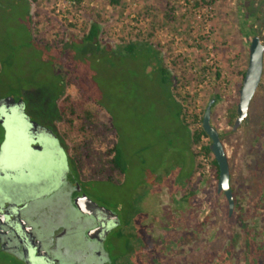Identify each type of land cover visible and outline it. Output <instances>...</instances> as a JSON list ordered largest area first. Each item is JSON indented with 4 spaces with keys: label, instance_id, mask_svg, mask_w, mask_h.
Wrapping results in <instances>:
<instances>
[{
    "label": "rangeland",
    "instance_id": "374dc122",
    "mask_svg": "<svg viewBox=\"0 0 264 264\" xmlns=\"http://www.w3.org/2000/svg\"><path fill=\"white\" fill-rule=\"evenodd\" d=\"M26 1L27 13L22 4L11 3L8 7L7 0H0V97L21 96L32 118L65 135L71 155L84 139L90 140L89 151L93 155L108 150L116 141L124 166L121 173L109 178L93 172L91 167L95 163L76 164L82 170L77 174L64 164L56 167L61 175L55 174L53 181L47 183L45 178L53 170L51 161L59 163L62 155L52 157L48 152L42 156L37 153L42 150L22 136L15 152V146L10 148L9 142L11 127L0 123V171L10 167V161L11 167L17 169L22 165L35 168L24 179L16 174L20 179L11 178V183L1 178L0 192L6 191L10 198L14 195V202L19 205L25 202L28 208L43 209L58 201L52 192L63 183V171L67 168L65 174L70 171V176L75 173L83 179L91 178L87 183L77 182V190L80 187L89 198L130 222L146 207L144 201L148 196L149 204L154 203L152 193L161 190L157 211L165 216V223L174 222V226L167 230L159 222V230L154 227L153 232L146 230L150 235L143 233L144 248L151 247L152 238L160 243L154 253L152 249L144 252L149 259L145 264L150 260L154 264H264V199L257 197L259 187L264 191V68L248 118L222 138L236 202L229 215L227 199L217 191L219 177L212 167V156L200 149L209 139L202 136L195 146L191 142L183 123L173 115L160 73L152 72L151 65L145 69L142 61H132L125 52L116 53L114 59L109 58V53L90 57L91 53L83 55L69 45L73 40L81 43L94 22L100 26L99 44L110 46L114 52L132 41L152 44L161 64L171 72L172 95L179 101L187 99L183 100L184 116L190 129L200 127L208 102L215 98L211 121L223 133L228 108L237 107L239 102L251 39L257 34L264 44V0ZM32 38H36L34 42ZM47 44L65 49L59 55L61 63L57 67L58 72L68 71L60 99L56 95L61 80L54 72L53 55ZM73 57L75 60L70 61ZM88 86L98 102L86 99L84 90ZM67 95L81 107L78 112L84 107L98 110L97 123L103 121L112 128L105 138L96 135L101 132V125L92 134L84 131L76 114L68 115L74 119L73 125L66 124L67 116L56 112V103L63 105ZM61 116L62 121L58 122ZM54 119L56 126L52 124ZM193 149L198 151L196 157L192 155ZM204 153L206 163L201 158ZM188 160L193 171L188 176L184 172L181 179L180 165L188 164ZM165 183L168 186L161 188ZM184 184L186 188L182 187ZM185 193L190 201L184 205L171 201L172 196L180 198ZM126 242L128 236L117 244L120 253L127 252ZM230 243L234 250L225 259L224 251ZM1 254L14 258L9 252L3 253L2 248Z\"/></svg>",
    "mask_w": 264,
    "mask_h": 264
},
{
    "label": "flooded vegetation",
    "instance_id": "af4514ba",
    "mask_svg": "<svg viewBox=\"0 0 264 264\" xmlns=\"http://www.w3.org/2000/svg\"><path fill=\"white\" fill-rule=\"evenodd\" d=\"M11 3H13L15 6H20L22 4V1L7 0L8 7H11ZM107 49V51H109V58L114 59L115 57L113 56H116V52L112 51L113 49L110 46L107 47ZM25 111L27 113V105L25 106ZM30 118L43 126H49L48 128L52 130L54 137L49 134L42 136L39 139H36L35 136H31L29 139H27V142L35 145L38 150H42L40 151V153L39 151H37L38 154H43L44 152L42 156H45L49 152L52 157L54 155L58 157L61 154L63 158L61 159L62 162L60 160L59 163L55 162L54 159L51 161L53 172L50 177L45 178L47 180L46 182L49 183V181H53L51 179L52 177L54 178L55 174L59 176L61 175L62 171L60 170V168L58 169V171H56V167H60L61 165L66 164L64 161L65 156H67L68 160V164H66L67 168L70 167L71 170H75L76 174L80 172V167H77L78 165L76 166L73 159L71 158V153L69 152V147L65 135L60 133L59 131H54L53 128L45 122H40L32 118L31 116ZM61 119L62 116L58 119V122L62 121ZM9 142L10 148L13 144V147L15 146V152L18 151V146L16 144L17 141L14 139L12 142L11 135ZM34 153H36V151L33 152V154ZM9 166L10 167L6 168H8L10 173H8L9 175L7 174V177L3 178H7L10 183L11 171H14L13 173L15 174V178L20 179L19 176L16 175L20 174V176H22L21 179H24L30 176L28 172L31 171V169H35L31 167L29 169L24 165L20 166V169H17L16 167H14V165H12L13 167H11V161L9 163ZM67 168H65V170L63 171V175L65 176L64 182L61 185L57 184V190L52 192L55 193V197L58 201L40 210L31 207L28 208V206H24L20 209L21 217L26 222V225L29 227L31 232H33V234L35 235L36 241L40 245L42 253L44 252L48 257H51L50 260H46L45 264L147 263L149 259H146V254H144V252H148V249H152V252L154 253V248L158 249L160 243L158 240L157 242L155 240L153 242V238H148L149 240L151 239L150 241L152 245L151 247L144 248L142 245L144 235L143 233L148 236L150 235V232H147V229L150 228V230H152L153 232V228L156 227L158 228L156 230H159L160 224H157L159 222H161L164 226V229L167 230L169 228H173L174 226V222L165 223V216L163 217V215H160L157 211V206L159 205V201L161 200V190H159L155 195L152 193L151 198L155 199L154 203L150 202L149 204L150 197L148 196V198L144 201V206L146 207H142L141 213L132 216L130 218V222H128L127 218H125L126 220L123 219L120 213H116L112 209L89 198V196L86 195L85 191L80 187L78 188L79 190H77V182L87 183L90 182L89 180L91 178L83 179L75 173L70 176V171L65 174ZM55 182L57 183V180H55ZM47 183L45 187H47ZM163 187L165 188L166 186L162 185L161 188ZM182 187L186 188L187 185L184 184ZM171 199V201L173 202L177 201L179 205H184L185 202L187 203L190 201L188 200L190 199V197L186 196V193L183 194L180 198H177L174 195ZM153 204L155 208L152 206ZM148 205H151L150 209ZM96 206L98 209L96 208ZM235 207L236 202L234 203V208ZM93 210H95V212H93ZM154 210L156 211L152 213V211ZM124 236H128V244L126 242L127 252L120 253L117 248V244L122 242ZM171 246H174V243ZM0 248L11 253V255H13L14 257L25 258L26 256L23 245L21 244V240L14 227L11 225H7L1 215ZM165 248L166 247H163V250ZM112 255H115V259L112 258ZM153 257L158 259L157 255L155 257L153 254ZM138 261L140 263H138ZM149 262L151 264H154L153 260H150Z\"/></svg>",
    "mask_w": 264,
    "mask_h": 264
},
{
    "label": "trees",
    "instance_id": "16d2710c",
    "mask_svg": "<svg viewBox=\"0 0 264 264\" xmlns=\"http://www.w3.org/2000/svg\"><path fill=\"white\" fill-rule=\"evenodd\" d=\"M36 1V0H35ZM114 3H118L119 0H113ZM22 5L24 6V10L27 13L28 12V5H27V1L26 0H22ZM30 21H32V19L30 18ZM100 32V26L98 23L94 22L92 23L89 32L85 35L84 39L81 41V43H78L76 41L78 40H73V43L69 45L75 49L76 51H81V53L83 55L91 53L92 55L90 57H99V56H103L102 53H108V49L105 47H102L99 44V40H98V35ZM31 35V32H30ZM36 38H32V42H34L33 40H35ZM39 45V44H38ZM46 48L48 49V51L53 55V57L51 58L52 61V66L54 68V72L57 73V75L60 77L61 80V89L57 92V99H60L63 95H64V91H65V80H66V75L68 74V71L66 73H64L63 71L58 72L57 71V67L60 65V60H59V55L62 54V52H64V48L59 47L57 45H45ZM71 48V49H72ZM157 49H155L153 47L152 44L150 43H140L139 41H132L129 42L128 44L123 46V49H118L117 51H115L116 53L119 52H125L126 54H130L131 55V59L132 61H142L141 62V66H143L145 69L147 66L151 65L152 67V72L157 71L158 73H160L161 81L164 84V89L165 91L169 94L171 102H170V106L174 108L173 111V115H175V117H177L184 125V128H186V130L188 131L192 143L195 145H199L198 143H200V140L202 138V136H206L209 139V142L206 143L205 145L202 146L203 151L210 154L212 156V160H211V164L212 167L215 169L216 171V176L219 177V166L218 163L214 157L213 152L210 149V144H211V138L208 136V134L204 131L203 127H202V118L203 116L200 118V122L201 125L198 129L195 130H191L190 129V125L186 122V117L184 116V101H186V97H183L182 101H178L177 99H175V97L172 95V90H171V85L173 82V78L171 75L170 70L166 67L163 66L161 63V57H159V55L157 54ZM76 51H75V55L74 57L76 58ZM73 57V59H70V61L75 60ZM138 61V62H139ZM155 62V63H154ZM140 63V62H139ZM138 63V66H140V64ZM70 70V69H69ZM246 70L242 71V76L244 77ZM219 75V73H217V76ZM79 76H81V74H79ZM135 80V78H134ZM241 87V85H240ZM88 90H84L85 94L87 95L86 99H91L95 102H98V97H95L94 95H92V93L89 92V90L91 91V87H87ZM98 96V94H97ZM216 96V95H215ZM100 98V97H99ZM219 98V96L217 95V99ZM184 100V101H183ZM81 109V107L77 106V103H75L71 97L69 95H67L64 99V103L63 105L56 103V112L59 114L60 112H63V116L65 114V117L67 116V118L65 119V121L67 122L66 124H68V126L73 125L74 123V119L73 118H68V115H78L80 121H81V125H82V129L84 131H86L87 133H91L92 131L96 129L97 126L101 125V132H96V135H102L103 138H105V136H107V130H112L111 127H109L105 122L100 121V123H97L98 120V110L96 109L95 111H90L87 107H84L83 112H78V109ZM66 114V112H68ZM238 115L237 112V107L235 105H231V107L228 108V115H227V119H226V125L227 127H224V132L221 133V138L225 137V135L231 133L233 131V125L235 122V119ZM62 116V117H63ZM195 117L197 118V115H195ZM52 119V118H50ZM48 118V120H50ZM56 119H54L52 121V124L54 126H56L55 124ZM94 125V127H93ZM215 126L218 128L219 126L217 124H215ZM229 126V127H228ZM54 131H57L56 128H53ZM85 142H81L78 145L75 146V149L72 152L71 158L73 159L74 163L77 165H81L83 166V163H85L86 161H88V163L91 165L92 163H95V167H91V169L93 170V172H95L98 177H100L101 175L105 176L107 175L109 178L112 177L113 174L115 173H121L122 172V168L124 166L123 164V159L121 157V152L118 149V145L117 142L114 141V145L112 147H110L108 150L103 151L102 153H97V154H91V152L89 151L90 149V140L89 139H84ZM89 143V144H88ZM192 155L194 157H196L198 155V151H196L195 149L192 150ZM85 161V162H84ZM245 181V180H244ZM194 194V192L191 193V196ZM258 198L260 199H264V191L262 187L258 188ZM238 206V205H237ZM243 224L246 226V223L243 222ZM248 231V229H247ZM249 232V231H248ZM251 236V235H250ZM254 236V235H253ZM252 236V237H253ZM254 238V237H253ZM260 247V245H259ZM234 250V244L230 243L226 249H225V259L226 257L228 258V256L233 252ZM3 253L7 252L5 250H3ZM13 257V255H12ZM25 258L22 257H14L12 259H8L6 258L5 254L4 255H0V264H28L25 261Z\"/></svg>",
    "mask_w": 264,
    "mask_h": 264
},
{
    "label": "water",
    "instance_id": "95a60500",
    "mask_svg": "<svg viewBox=\"0 0 264 264\" xmlns=\"http://www.w3.org/2000/svg\"><path fill=\"white\" fill-rule=\"evenodd\" d=\"M263 68L264 44L261 41V37L256 34L252 37L250 42L249 63L240 89V98L237 105L238 115L235 119L232 128L233 130H236L248 118L250 102L261 80ZM214 103L215 98L210 99L208 102L202 118V127L211 138L210 149L213 152L219 166L217 191L224 193L228 201L229 214H231L233 212L235 201L230 182L231 170L229 156L221 138L220 131L211 121L212 107ZM25 106V101L21 97H14L12 95L0 97V123L4 127H7V125L11 127V134H9L11 135L12 142L14 139L17 142H20V136L26 137V141L31 136H35L36 139H39L47 134L54 137L51 129L30 118L25 111ZM64 161L68 164L67 156H65ZM13 172L14 171H11V178L15 177ZM8 173H10V171L8 168L4 167L3 170L0 171V178L5 177ZM0 193V215L4 222L7 225L13 226L17 232L25 250L26 262L28 264H45L46 260H50L51 257H48L44 252L42 253L41 247L37 243L35 235L26 225V222L20 214V209L25 205V202L20 203L19 205L14 202V199L16 198L14 195L13 198L12 196L10 198L9 193L7 195L6 191L2 190ZM93 212H95V210H93Z\"/></svg>",
    "mask_w": 264,
    "mask_h": 264
},
{
    "label": "crops",
    "instance_id": "0c3cea01",
    "mask_svg": "<svg viewBox=\"0 0 264 264\" xmlns=\"http://www.w3.org/2000/svg\"><path fill=\"white\" fill-rule=\"evenodd\" d=\"M176 99V98H175ZM178 100V99H177ZM179 101V100H178ZM190 139H191V137H190ZM192 142V141H191ZM181 157V156H180ZM177 158H179V157H177ZM182 158V157H181ZM178 163V162H177ZM179 164V163H178ZM186 165V166H185ZM191 166V163H190V160H188V164H187V162H186V164H184V166H183V164L182 165H180V167H182L181 169H182V173H181V176L179 177V178H183V176H184V172H188V174L186 175V176H188V175H190V173H191V171H193V167H190ZM184 167H189V168H187V171H184L183 170V168ZM82 168V167H81ZM80 170V169H79ZM180 170V169H179ZM82 170H80V172H81ZM178 178V179H179ZM64 180H65V178L62 180L63 182H64ZM164 186H168V183H165L164 184Z\"/></svg>",
    "mask_w": 264,
    "mask_h": 264
},
{
    "label": "built area",
    "instance_id": "2783aa9c",
    "mask_svg": "<svg viewBox=\"0 0 264 264\" xmlns=\"http://www.w3.org/2000/svg\"><path fill=\"white\" fill-rule=\"evenodd\" d=\"M202 146H200V149H201ZM201 158L203 159V161L206 163L207 161V158H206V154H201ZM208 168V167H207Z\"/></svg>",
    "mask_w": 264,
    "mask_h": 264
}]
</instances>
